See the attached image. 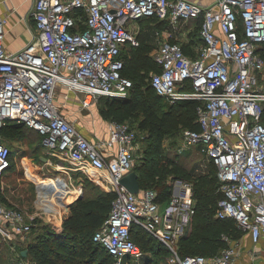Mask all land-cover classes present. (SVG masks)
I'll return each instance as SVG.
<instances>
[{"label": "built area", "instance_id": "2783aa9c", "mask_svg": "<svg viewBox=\"0 0 264 264\" xmlns=\"http://www.w3.org/2000/svg\"><path fill=\"white\" fill-rule=\"evenodd\" d=\"M35 39L24 49L4 46L0 16V129L22 122L44 135L49 150L66 154L75 171L99 175L114 194L109 214L94 233L113 264L138 262L145 253L133 240L141 230L169 253L168 264H264V0H34ZM166 21L152 52L159 71L152 74L156 93L172 103L194 100L198 130L183 129L184 148L201 146L217 168L222 197L216 217L234 220L249 248L239 241L213 256L178 253L195 214L191 181L173 185L166 204L154 190L134 194L121 184L139 158L137 130L109 122L107 136L84 135L60 110L59 91L73 95L82 109L101 98H124L132 82L122 75L123 49L139 45L132 27L142 19ZM201 19L193 55L173 40L179 22ZM189 82L192 89H183ZM182 150L179 151L181 153ZM11 149L0 133V178L9 170ZM81 190V188H79ZM32 221L5 201L0 180V239L9 245L31 234ZM241 237V238H242ZM36 264V263H33Z\"/></svg>", "mask_w": 264, "mask_h": 264}, {"label": "trees", "instance_id": "16d2710c", "mask_svg": "<svg viewBox=\"0 0 264 264\" xmlns=\"http://www.w3.org/2000/svg\"><path fill=\"white\" fill-rule=\"evenodd\" d=\"M146 20L151 23L155 20L157 25L155 28L160 31L167 26L166 21L155 17L145 18L139 22L143 24ZM194 22L200 28L201 19ZM155 31L156 29L154 34ZM142 32L144 29L140 27L139 45L124 48L122 54L124 59L122 75L133 81L130 94L124 98H101L100 101L104 99V103L99 114L105 121L128 123L134 129L136 127L129 122L138 121L139 129L147 133L148 143H150L149 151H152L154 156L147 151L144 153L146 157L142 153V156L138 158L142 164L139 166L138 161L134 167L142 191L154 190L157 193V200L163 204L167 203L173 189V185L162 175L167 164L172 166L174 178L184 176L185 180L192 182L195 214L189 231L179 242L178 253L181 256H213L227 248L228 241H239L242 233L237 229L234 220L216 217L217 203L222 197L216 166L210 162L215 175L209 172L193 176L190 172L175 165L168 155L162 153V142L165 136L180 128L182 130L199 129L196 122L199 103L194 100H181L172 103L161 112L158 110L163 98L156 93L151 82L147 84L146 81L149 73L159 71V66L151 56V47L143 42ZM197 42H199V33L197 40H193L191 44L189 42L182 44L185 53L193 55L192 47ZM257 52L264 60V43L258 47ZM183 89L190 90L192 86L187 82ZM262 120L264 122V109ZM15 123L8 121L0 129L4 139L8 140L20 129V126ZM138 127L136 130L139 140ZM113 199L114 194L111 193L100 195L97 198L84 199L82 197L75 200L70 205L69 215L63 220L59 230L40 229L32 222L30 235L34 237L31 242V251L35 255L34 263L76 264L77 260L78 264H113L112 258L103 246L93 241L94 233L109 214ZM225 237L229 240H225ZM132 238L142 248L145 255L154 249L156 253L160 247L167 251L162 243L141 230H133ZM154 242L157 245H154ZM143 264H151V261L146 259Z\"/></svg>", "mask_w": 264, "mask_h": 264}, {"label": "rangeland", "instance_id": "374dc122", "mask_svg": "<svg viewBox=\"0 0 264 264\" xmlns=\"http://www.w3.org/2000/svg\"><path fill=\"white\" fill-rule=\"evenodd\" d=\"M155 22V20L154 23L146 20L143 23L144 32L141 35L143 42L151 47V55L156 47L157 36L154 34V30L156 29L157 31L158 29L155 28L157 27ZM139 23V21L133 23L132 27L136 28ZM186 27L192 28V31L187 38H182V42L186 39L191 44L193 40H197L199 28L196 22H190ZM158 32H162V30H158ZM152 74H148L147 84H150ZM58 97L61 100L59 101L61 112L76 126L92 129L95 133L107 132L109 125L99 114L104 99L90 109H82L75 96L69 95L66 97L65 92L59 91ZM171 104V101L163 98L158 110L161 112ZM129 123L137 129L138 121H131ZM15 124H18L20 129L8 140L4 139L5 145L11 149V166L1 176L0 180L4 185L5 201L23 210L28 215V218L38 225L40 229L59 230L63 220L70 212V206L66 207L55 195L38 187L39 183L43 180L51 177H61L68 187L73 189L81 188V195L84 199L97 198L100 195L112 193L109 186L106 185L99 175H86L80 171H75V164L68 160L66 154H59L49 150L43 143L44 135L26 127L22 122H16ZM181 132L182 128L164 137L162 153L168 155L175 165L190 172L193 176L209 172L215 175L214 168L203 154L201 146L184 148ZM138 133L139 141L137 147L139 150L135 155L136 160L138 156H142V153L145 155L146 151L151 156H154V153L149 151L150 143H148L147 133L140 130L139 127ZM180 150H182L181 153H179ZM137 164L140 166L142 161H139ZM59 167L61 168L59 169ZM173 174L174 170L172 166L167 164L162 173L165 180L174 185L177 181L186 179L184 176L174 178ZM33 238L32 235H29L26 239H17L13 243L15 245H9L0 239V264H33L35 262V255L31 251ZM241 239L242 243H244L243 247H247L249 245L248 237ZM153 244L157 245L156 242ZM243 247H241L240 255L243 253ZM22 250L26 251L25 256L22 255ZM154 251L155 249L146 253L144 258L138 262L132 259H128L126 262L128 264H143L148 259L151 261V264H168V251L161 247L156 253ZM75 263L78 264V261L76 260Z\"/></svg>", "mask_w": 264, "mask_h": 264}, {"label": "crops", "instance_id": "0c3cea01", "mask_svg": "<svg viewBox=\"0 0 264 264\" xmlns=\"http://www.w3.org/2000/svg\"><path fill=\"white\" fill-rule=\"evenodd\" d=\"M196 1H199L203 5H210L213 2V0H196ZM33 3H34V0H0V16H2L5 19L4 46L7 48V50L12 51V52L19 51V50L24 49L28 44L34 41L36 32L34 28V22L31 17V10L33 8ZM194 21L195 20H192L189 22L182 21L179 24V29L176 32L172 31V33L174 34L173 40L178 41L181 44L188 43L186 39L184 40V42H182V38L184 37L187 38L190 35L192 28L189 29L186 27V25ZM140 27L144 28V25L139 23L138 26H136L135 30L139 31ZM162 31L170 32L171 30H170L169 25L167 24V26ZM157 32L158 31H155V35ZM158 40H159V37H156V46L158 45ZM107 123L109 122L107 121ZM76 127L84 135L90 138L107 136V132L106 133H100V132L95 133L92 131V129H89L86 127H78V126ZM60 186L61 185H58L59 188ZM248 242H249V245L247 247L246 246L243 247L244 243H242V239L240 240V245L244 248V250L249 248L250 246L249 239H248ZM238 264H246V260L243 256L239 260Z\"/></svg>", "mask_w": 264, "mask_h": 264}, {"label": "bare ground", "instance_id": "6f19581e", "mask_svg": "<svg viewBox=\"0 0 264 264\" xmlns=\"http://www.w3.org/2000/svg\"><path fill=\"white\" fill-rule=\"evenodd\" d=\"M61 167H59L60 169ZM65 184V185H64ZM58 185H61L60 188ZM38 187L55 195L58 200L65 204L75 201L81 195L79 188H70L61 177H51L39 183Z\"/></svg>", "mask_w": 264, "mask_h": 264}, {"label": "water", "instance_id": "95a60500", "mask_svg": "<svg viewBox=\"0 0 264 264\" xmlns=\"http://www.w3.org/2000/svg\"><path fill=\"white\" fill-rule=\"evenodd\" d=\"M42 160H45L44 158H41ZM121 184L124 185L127 190L131 193L137 194L140 191V184H139V180H138V175L136 173V171H131L128 174H126L122 180H121ZM82 198V195H80L77 199ZM74 202V201H72ZM72 202L67 204V207H69ZM22 255L25 256L26 255V251L22 250L21 251Z\"/></svg>", "mask_w": 264, "mask_h": 264}]
</instances>
